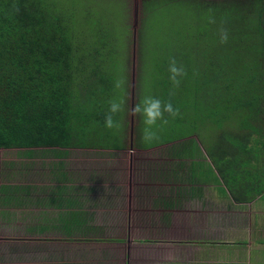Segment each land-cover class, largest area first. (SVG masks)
Here are the masks:
<instances>
[{
	"label": "rangeland",
	"instance_id": "374dc122",
	"mask_svg": "<svg viewBox=\"0 0 264 264\" xmlns=\"http://www.w3.org/2000/svg\"><path fill=\"white\" fill-rule=\"evenodd\" d=\"M47 1L51 12L61 14L73 26L76 87L82 90L80 85L100 84L102 76L107 90L101 95L97 90L101 85L96 86L97 99L108 105L113 101L121 103L122 111L114 115L119 127L110 129L112 136L95 138L80 147L53 149L65 153L61 158L47 149H32L38 152V158L33 160L37 162V175H29L31 180L37 179L35 183L42 180L46 187L50 183L49 170L61 162L62 172L68 174L67 185L94 189L85 209L88 226L84 232L49 226L41 234H25L19 224L10 226L8 220H0V264H148L149 257L158 254L148 249L147 236L149 220H154L153 214L158 215L156 210L162 206L159 199L178 207L191 196L171 193L175 188L214 187L197 179L189 182V161H183L184 169L177 167L180 160L172 156V150L185 141L197 140L203 131L214 133L215 123L204 120L200 104L205 101L198 91L199 110L175 117L164 113L151 129L159 139L145 144L141 141L145 125L140 115H133V110L145 98L158 99L163 105L173 94L180 97L169 78L170 64L174 61L177 67L189 72L187 82L194 80L196 56L201 50L194 51L193 47L200 45L206 50L209 44L194 43L197 28L202 25L194 30L192 25L203 24L205 31L215 28V20L207 18L200 0L190 2L195 11L202 12L199 16L191 14L189 1H183V7L167 0ZM207 74L206 80L212 76L208 70ZM190 86L185 100L193 97L195 84ZM163 95L165 101L161 99ZM175 123L179 132L171 136ZM23 149L27 148L2 150L0 156L7 154L14 159L11 154ZM205 193L200 197L201 210H208L206 206L212 204L211 195ZM203 217V232L212 233L215 228L209 214ZM163 223L167 220L156 227L162 228Z\"/></svg>",
	"mask_w": 264,
	"mask_h": 264
},
{
	"label": "trees",
	"instance_id": "16d2710c",
	"mask_svg": "<svg viewBox=\"0 0 264 264\" xmlns=\"http://www.w3.org/2000/svg\"><path fill=\"white\" fill-rule=\"evenodd\" d=\"M167 1L182 7L183 1H189L191 14L202 15L191 0ZM200 1L207 18L215 20V28L204 31L203 24L192 25L193 30L202 25L194 43L209 45L206 50L193 47L201 50L195 79L187 82V71L178 76L174 92L180 97L173 94L169 101L181 116L202 105V116L215 123V132L203 131L197 140L181 143L172 156L180 160L181 169L183 161H189V182L197 179L224 187L234 202L248 203L264 190V0ZM49 8L47 0H0V149L38 147L61 158L65 153L53 149L80 147L112 135L104 123L109 105L95 94L98 85L101 95L106 92V82L100 76V84L76 87L73 26ZM223 34L226 42H221ZM207 70L212 73L208 80ZM191 84H195L193 97L185 100ZM198 91L205 101L200 105ZM177 132L175 123L170 135ZM62 166L57 162L49 170L50 177L60 181L55 193L60 200L72 190L64 186L68 176ZM74 193L81 199L83 188H75ZM87 216L80 204L60 214L54 227L84 232Z\"/></svg>",
	"mask_w": 264,
	"mask_h": 264
},
{
	"label": "crops",
	"instance_id": "0c3cea01",
	"mask_svg": "<svg viewBox=\"0 0 264 264\" xmlns=\"http://www.w3.org/2000/svg\"><path fill=\"white\" fill-rule=\"evenodd\" d=\"M32 149L14 152L11 154L14 159L7 154L0 156V220H8L10 226L19 224L25 234H41L45 232L43 227L58 225L60 214L72 212L80 204L83 210L88 209L87 202L94 189L83 187V196L79 194L81 199H77L75 188L82 187L66 182L64 186L72 190L70 193L67 190L64 200H60L55 194L61 186L60 181L52 179L50 173V183L46 187L42 180L35 183L37 179L29 177L37 175L34 172L37 162L33 160L38 158V152ZM17 157L18 162L15 161ZM205 191L211 195L212 204L206 206L208 210H201L200 197ZM171 193L191 197L178 207L159 199L162 206L156 208L158 215L153 214L154 222L149 220L147 236L148 249L158 254L151 255L148 264H264V191L248 203L234 202L227 189L221 186L175 188ZM185 205L187 207L183 208ZM161 211L165 213L160 214ZM203 214L211 218L210 224L215 228L212 233L203 232ZM164 219L167 223H163L162 228L156 227Z\"/></svg>",
	"mask_w": 264,
	"mask_h": 264
},
{
	"label": "clouds",
	"instance_id": "9594fccd",
	"mask_svg": "<svg viewBox=\"0 0 264 264\" xmlns=\"http://www.w3.org/2000/svg\"><path fill=\"white\" fill-rule=\"evenodd\" d=\"M227 35L223 34L221 37V42H226ZM170 72V80L175 84L178 85L179 81L177 80L178 76H181L184 74V70L182 68H179L176 66L175 62L173 61L170 64L169 67ZM120 85L117 84V87ZM122 111V105L121 103L117 102H110L108 113L105 115V127L108 129H111L113 127H119V125L114 121L113 117L115 114ZM164 113H168L169 115L175 117L177 116L178 110L173 109L172 104L161 103L160 100L154 99V98H145L143 101H141L140 104H137L135 109L133 110V115H140L143 120V124L145 127L142 129L141 134V141L142 143H151L153 141H157L159 139L156 132L152 131V127L156 125V122L158 119H162L164 116ZM167 122L166 120L164 121Z\"/></svg>",
	"mask_w": 264,
	"mask_h": 264
}]
</instances>
